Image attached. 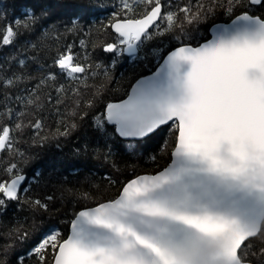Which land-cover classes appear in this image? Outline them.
<instances>
[{
    "label": "snow or ice",
    "instance_id": "1",
    "mask_svg": "<svg viewBox=\"0 0 264 264\" xmlns=\"http://www.w3.org/2000/svg\"><path fill=\"white\" fill-rule=\"evenodd\" d=\"M16 8L0 264H264V0Z\"/></svg>",
    "mask_w": 264,
    "mask_h": 264
},
{
    "label": "trees",
    "instance_id": "2",
    "mask_svg": "<svg viewBox=\"0 0 264 264\" xmlns=\"http://www.w3.org/2000/svg\"><path fill=\"white\" fill-rule=\"evenodd\" d=\"M29 2L30 0H16V4H17L16 10L20 11L23 5ZM63 3L65 5V8L63 9L65 16L71 15V13L74 11L73 5L76 3V0H63ZM53 151L56 150L53 149ZM46 158H47V153H45V155L41 157V160H45ZM40 163H41L40 160L34 161L33 166L39 165Z\"/></svg>",
    "mask_w": 264,
    "mask_h": 264
}]
</instances>
